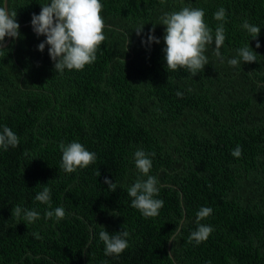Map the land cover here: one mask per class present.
Instances as JSON below:
<instances>
[{
  "label": "trees",
  "instance_id": "obj_1",
  "mask_svg": "<svg viewBox=\"0 0 264 264\" xmlns=\"http://www.w3.org/2000/svg\"><path fill=\"white\" fill-rule=\"evenodd\" d=\"M48 2L7 0L21 36L0 50V130L11 127L20 143L0 148V264H264V0H101L106 39L96 60L63 74L50 46L39 50L46 37L31 24ZM183 7L203 9L213 36L225 28L223 62L213 42L194 76L169 72L163 51L159 18ZM220 8L224 21L214 18ZM245 21L260 27L258 37ZM154 24L160 42L145 43ZM243 46L257 60L230 66ZM73 141L96 160L67 173L59 145ZM137 150L149 154L158 180L164 203L156 217L145 218L128 196L137 178L147 179L135 166ZM45 186L50 209L35 200ZM15 205L40 218L16 220ZM56 207L65 217L45 219ZM202 207L213 210L201 220L213 231L197 244L188 238ZM102 230L128 231V248L105 255Z\"/></svg>",
  "mask_w": 264,
  "mask_h": 264
},
{
  "label": "clouds",
  "instance_id": "obj_2",
  "mask_svg": "<svg viewBox=\"0 0 264 264\" xmlns=\"http://www.w3.org/2000/svg\"><path fill=\"white\" fill-rule=\"evenodd\" d=\"M103 4L101 0H49L42 4L39 14H33L31 24L34 32L38 36H45L38 48L40 51L45 46H50L49 55L54 62V69L63 74L65 70H83L86 65L96 60V52L105 41L104 18L102 16ZM17 12L6 7V0L0 4V50H3V42L6 37L19 38L20 24L16 20ZM226 10L220 8L214 13L217 21H224ZM160 23L166 25L163 37L166 47L165 53L166 68L170 71L186 69L192 76L204 70L209 63L205 55L208 45L215 43L214 55L223 62L220 48L225 40V28L223 23L215 29L213 36L212 29L205 22V12L203 9L183 7L178 11L166 12L160 18ZM144 25L136 29L137 34L143 32ZM242 28L246 29L252 38L258 37L260 27L245 21ZM155 24L150 30L148 42L159 43L160 40L154 35ZM256 47L260 44L257 42ZM257 60L256 52L248 46L237 49V56L227 61L230 66L236 67L241 61L254 62ZM191 91V89H189ZM178 97H183L181 91H177ZM20 139L11 127L5 125L0 130V148L8 150L9 147H18ZM62 152L61 168L67 173H73L78 168H87L96 160V154L87 150L80 142L73 141L65 144L60 143ZM154 155V154H153ZM232 155L239 158L242 149L237 146L233 149ZM135 166L138 171L147 179L137 178V180L127 189L128 196L131 197V206L139 210L145 218L156 217L163 207V200L158 199L159 187L155 176L149 175L152 168V160L144 150H137L134 153ZM111 191H116L117 185L112 180L105 178ZM35 200L41 204L49 205L51 208V189L47 186L38 192ZM212 208L202 207L196 214L197 229L189 236V242L195 241L197 244L207 240L213 228L210 225L202 224L204 220L212 214ZM65 209L56 207L54 210H46L44 218L56 221L65 217ZM12 217L26 224L34 223L40 218V213L35 209L23 208L15 205L12 209ZM182 226V225H181ZM179 230V227L176 226ZM36 239H42L40 234L34 233ZM130 233L126 230L116 232L111 235L109 231L99 232V239L105 245V255H119L129 246L128 237Z\"/></svg>",
  "mask_w": 264,
  "mask_h": 264
},
{
  "label": "water",
  "instance_id": "obj_3",
  "mask_svg": "<svg viewBox=\"0 0 264 264\" xmlns=\"http://www.w3.org/2000/svg\"><path fill=\"white\" fill-rule=\"evenodd\" d=\"M6 7H7V0H6ZM11 37H7L6 40L3 42L2 47H5L10 42Z\"/></svg>",
  "mask_w": 264,
  "mask_h": 264
}]
</instances>
